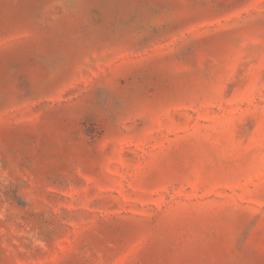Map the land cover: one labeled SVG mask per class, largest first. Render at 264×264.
<instances>
[{
  "label": "rangeland",
  "instance_id": "374dc122",
  "mask_svg": "<svg viewBox=\"0 0 264 264\" xmlns=\"http://www.w3.org/2000/svg\"><path fill=\"white\" fill-rule=\"evenodd\" d=\"M0 264H264V0H0Z\"/></svg>",
  "mask_w": 264,
  "mask_h": 264
}]
</instances>
